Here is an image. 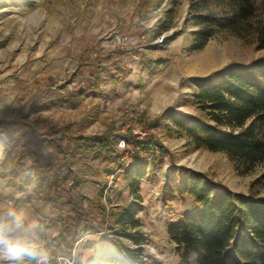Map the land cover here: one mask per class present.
<instances>
[{
  "label": "rangeland",
  "instance_id": "rangeland-1",
  "mask_svg": "<svg viewBox=\"0 0 264 264\" xmlns=\"http://www.w3.org/2000/svg\"><path fill=\"white\" fill-rule=\"evenodd\" d=\"M231 11L227 2L214 0L207 6L199 0H0V87L8 91L0 105V204L37 217L31 207L51 203L49 216L40 213L35 228L43 229L52 264L61 257L75 264L80 245L108 238L103 206L108 217L111 208L132 200L141 219L144 264H176L168 221L189 210L194 199L186 193L171 200V213L166 210L162 184L172 167L210 172L242 193L262 178L264 162L245 165L226 151L197 147L170 119L176 111L207 112L194 96L204 80L233 61L264 55L258 46L262 1L235 28L217 26L202 48L193 47L200 27L196 14L223 18ZM167 16L172 27L159 31ZM207 47L222 59L207 68L189 67L188 59ZM144 55L166 61L147 67ZM60 95L66 101L52 104ZM105 132L109 153L76 154L78 135ZM151 139L165 151L155 144L149 152ZM48 165L66 167L70 180L64 188L72 201L57 199L62 187L39 171ZM255 185L264 193L263 183ZM77 217L80 235H67V224Z\"/></svg>",
  "mask_w": 264,
  "mask_h": 264
},
{
  "label": "trees",
  "instance_id": "trees-1",
  "mask_svg": "<svg viewBox=\"0 0 264 264\" xmlns=\"http://www.w3.org/2000/svg\"><path fill=\"white\" fill-rule=\"evenodd\" d=\"M210 1L213 0H199V4L207 6ZM214 1L227 2L232 8L231 14L223 18L211 13L196 14L194 18L200 27L195 31L194 48H202L217 26L235 28L241 20L250 18L257 1L264 2ZM171 27L172 18L167 16L159 31H168ZM168 40L162 39V46L165 47ZM258 46L264 48V26L259 31ZM164 61L165 58L146 55L142 59L147 67H158ZM194 96L207 112L199 116L171 113L170 119L177 131L186 135L195 146L226 151L245 165L264 162V55L246 63L233 61L227 64L207 77ZM64 101L65 95H60L52 104ZM109 136L107 132L78 135L76 154L82 155L88 150L97 155H103L104 151L109 153ZM155 144L162 153L165 151V145L151 139L147 145L149 152H153ZM39 168L51 175V182H57V188L62 187V191H55L57 199L72 201V193L64 188L70 180L66 167L61 166L64 171L58 165ZM258 182L264 184V174L260 180H253L248 193L236 192L210 172L199 173L187 167L173 166L162 184L166 210L171 213V200L184 197L186 193L194 199L189 210L168 221V232L176 244V264H264V193L255 185ZM136 206V201L132 200L123 207H113L108 217L103 206L102 219L106 222L103 231L108 238L100 240L97 254L104 260L109 259L115 264H144V235ZM80 219L77 217L67 224V235H80L76 231ZM86 228L89 226L85 225L82 230Z\"/></svg>",
  "mask_w": 264,
  "mask_h": 264
},
{
  "label": "clouds",
  "instance_id": "clouds-1",
  "mask_svg": "<svg viewBox=\"0 0 264 264\" xmlns=\"http://www.w3.org/2000/svg\"><path fill=\"white\" fill-rule=\"evenodd\" d=\"M23 209L0 204V262L52 264V253Z\"/></svg>",
  "mask_w": 264,
  "mask_h": 264
},
{
  "label": "crops",
  "instance_id": "crops-1",
  "mask_svg": "<svg viewBox=\"0 0 264 264\" xmlns=\"http://www.w3.org/2000/svg\"><path fill=\"white\" fill-rule=\"evenodd\" d=\"M53 54H55V53H53ZM47 55L49 56V53ZM12 94H15V89H13L12 92L10 93L11 96H12ZM3 96L7 97L8 91H4V89H2L0 87V105L5 106V101L3 100ZM3 171H4V169H3ZM4 184H6V183H4ZM7 187H12V186H5V188H7ZM12 188H14V187H12ZM5 194L8 195L7 192ZM14 196H17V195L14 194ZM23 202H26V201H23ZM39 202L35 203V205L33 207H31L32 210H35L37 217H35V215H33L34 214L33 212L29 213L28 211H26V214L28 215V217L31 216V218L29 217V220L35 226H37V224L39 225V220L41 218L40 213L45 214V216H49L50 211H51V203H49V201L41 202V203H39ZM37 230H38V228L34 229V231H36L39 234L43 229L40 228L39 232ZM41 238H43V237H41ZM101 239H103V238H101ZM99 243H100V241H98L97 243L92 241V243H90V244L85 243V244L80 245L79 246L80 254L78 255L77 260L75 261V264H115L114 262H112L109 259L104 260L101 256H99L97 254V249L99 248Z\"/></svg>",
  "mask_w": 264,
  "mask_h": 264
},
{
  "label": "bare ground",
  "instance_id": "bare-ground-1",
  "mask_svg": "<svg viewBox=\"0 0 264 264\" xmlns=\"http://www.w3.org/2000/svg\"><path fill=\"white\" fill-rule=\"evenodd\" d=\"M159 11V8L153 10V13ZM222 55L219 51H214L213 47H207L206 51L202 54H197L188 59V66L194 68H207L214 65L216 62L222 59Z\"/></svg>",
  "mask_w": 264,
  "mask_h": 264
},
{
  "label": "built area",
  "instance_id": "built-area-1",
  "mask_svg": "<svg viewBox=\"0 0 264 264\" xmlns=\"http://www.w3.org/2000/svg\"><path fill=\"white\" fill-rule=\"evenodd\" d=\"M62 261H60V264H67V263H71L72 261H69L68 259L61 257ZM74 262V261H73ZM72 262V263H73Z\"/></svg>",
  "mask_w": 264,
  "mask_h": 264
}]
</instances>
